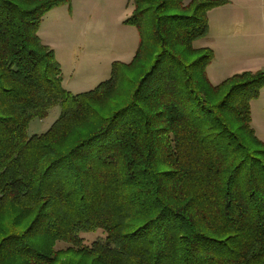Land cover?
Returning a JSON list of instances; mask_svg holds the SVG:
<instances>
[{"label": "trees", "instance_id": "1", "mask_svg": "<svg viewBox=\"0 0 264 264\" xmlns=\"http://www.w3.org/2000/svg\"><path fill=\"white\" fill-rule=\"evenodd\" d=\"M70 2L0 0V264H264V72L213 84L195 46L226 0H133L134 58L79 94L39 35Z\"/></svg>", "mask_w": 264, "mask_h": 264}, {"label": "rangeland", "instance_id": "2", "mask_svg": "<svg viewBox=\"0 0 264 264\" xmlns=\"http://www.w3.org/2000/svg\"><path fill=\"white\" fill-rule=\"evenodd\" d=\"M232 10L224 11L221 17L216 14L209 16V34L197 41L195 46L210 47L215 55L213 62L208 67V75L213 84H219L225 79L242 72H264V31L260 29L246 31L241 15H235ZM49 13V12H48ZM47 13V14H48ZM47 14L44 16L45 24L48 22ZM226 19L223 21V19ZM51 21V20H49ZM50 24V23H49ZM46 24V25H49ZM42 35V34H41ZM51 37L53 34H43ZM60 35V34H58ZM86 40L98 45L93 52L86 53L79 50L75 54L60 53L56 55L63 71V85L74 94H79L95 89L100 83L110 79L113 63L116 61L130 62L132 56L127 55L131 40H125L126 34H86ZM73 37H77L74 34ZM94 48V47H93ZM90 48V49H93ZM127 55V56H126ZM252 126L257 136L264 141V87L260 96L252 101ZM61 107L55 106L49 111L45 119L36 118L29 126L28 136L42 134L48 131L58 119ZM101 229L97 232L85 234V244H91L101 237ZM68 245L59 242L57 249H66Z\"/></svg>", "mask_w": 264, "mask_h": 264}, {"label": "crops", "instance_id": "3", "mask_svg": "<svg viewBox=\"0 0 264 264\" xmlns=\"http://www.w3.org/2000/svg\"><path fill=\"white\" fill-rule=\"evenodd\" d=\"M229 9L233 14L242 16L240 20L247 25L246 31L254 32L260 29V26L264 31V0H226L224 5L213 9L209 16L215 13L216 18L221 17L220 13L228 12ZM133 10V0H71L70 3L49 11L46 24H50L46 25L43 19L39 35L57 55L59 52L75 54L79 50L93 52L98 45L87 41L86 34H126L125 40L129 36L131 40L130 47L126 50L130 57L132 53H136L140 43L137 28L125 23ZM225 20L224 18L223 21ZM43 34L53 36L46 37ZM74 34H77V37H73Z\"/></svg>", "mask_w": 264, "mask_h": 264}]
</instances>
